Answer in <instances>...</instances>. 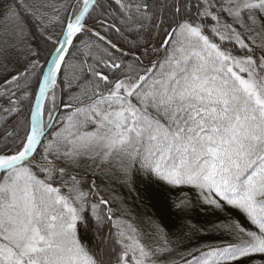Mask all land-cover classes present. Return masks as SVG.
Returning <instances> with one entry per match:
<instances>
[{"label": "snow or ice", "instance_id": "6c2138e0", "mask_svg": "<svg viewBox=\"0 0 264 264\" xmlns=\"http://www.w3.org/2000/svg\"><path fill=\"white\" fill-rule=\"evenodd\" d=\"M108 3L118 9L120 26L101 19L100 0H0L2 19L15 34H27L30 16L42 45L29 49L27 67L4 82L15 90L4 88L3 112L19 114V103L27 105L23 135L12 132V146L0 149V264H106L104 256L116 252L102 249L98 259L77 239L78 225L89 222L82 214L95 185L85 192L76 175L67 177L84 159L98 169L116 168L126 184L139 172L190 187L204 205L227 206L246 221L213 226L232 238L227 243L180 252L162 225L153 224L145 243L131 224L113 221L109 208L119 245L115 264H264V0ZM113 29L125 39L155 29L159 47L145 46L140 56L130 41L125 51L102 34ZM89 33L101 43L80 39ZM80 45L105 55L71 64ZM57 89L69 93L68 101ZM107 203L100 198L91 205L97 224ZM188 206L180 201L176 208Z\"/></svg>", "mask_w": 264, "mask_h": 264}, {"label": "trees", "instance_id": "16d2710c", "mask_svg": "<svg viewBox=\"0 0 264 264\" xmlns=\"http://www.w3.org/2000/svg\"><path fill=\"white\" fill-rule=\"evenodd\" d=\"M6 2L10 4L13 0H6ZM25 2L31 4L34 0H25ZM39 2L59 4L61 0H39ZM100 3L104 6L101 19L105 21L106 25L116 24L120 26L118 9L114 7L110 8L108 0H100ZM45 11L53 15L56 14L51 8L45 9ZM2 12L3 9L0 8V149H4L6 145L9 148L12 146L11 141L15 139L11 135L12 132L23 135L24 129L20 122L24 119L27 105L26 101L19 103V107L21 108L19 114L9 115L3 112L2 109L8 107L7 96L3 95L4 88L11 87L12 90H15V85H5V79L11 78L10 75L17 66L21 70H24L30 59H32V57L28 58V54L24 53L17 45L14 25L10 22H4ZM97 12L99 13L101 10L97 9ZM110 12H116V15H109L108 13ZM24 15V11L21 10V16L23 17ZM26 30L33 49L38 50L39 47H42L40 40L37 38V26L30 16L26 19ZM59 30V24L49 29L53 35L58 34ZM150 32L151 35L149 34ZM102 34L108 36L118 47L125 51H128L132 47L129 42L135 41L137 43L136 55L140 56H144L145 46L150 48L155 44L156 47H159L157 40L153 39L155 29L141 31L140 33H125L126 39L121 37L119 33H116L114 29L108 33L102 32ZM80 39L86 40L89 43L96 41V38L91 36L90 33L88 36H81ZM96 42L101 43L99 41ZM144 42H147V44ZM77 44H79V40ZM80 47L82 51L69 57L70 63L77 66L85 61L88 64H93L91 53L86 56L84 52L87 49L83 45H80ZM149 56L154 58V54L152 53H149ZM125 59L126 61L131 60L132 57L129 56ZM145 62H147V57H145ZM40 63L43 64L42 57L40 58ZM72 72L73 69L69 68L68 74L70 79ZM85 76L88 79L91 78L87 76L86 70ZM63 83L64 77L62 75L60 84L63 85ZM73 91H79V89L75 88V84H73ZM57 92L63 101H68V92L61 93L60 89H57ZM21 95L22 93L18 92L17 96L13 97V99L19 100ZM63 112L59 108V113L63 114ZM6 134L7 139H5ZM68 172L70 174L67 177L68 179H70L71 175H76L81 180L80 188L85 192H88L95 185L94 194L88 197L85 212L82 214L88 217L89 222L87 225L83 223L78 225L77 239L90 254L97 256L98 259L99 255L97 254L102 249L107 248L109 251L113 248L116 249V252L111 255L104 256L106 264L109 260H111V264H115L119 253V245L115 244L116 232L111 222L107 220L109 208L112 210L113 218L123 216L130 220L137 231L142 234L145 243L151 242L150 235L153 230V224L158 223L162 225L168 232L170 240L177 242L179 245L178 251L180 252H186L195 248H203V250L207 251L208 249L205 246H217L231 241L232 238L225 231L213 230L214 225H225L230 220H238L246 225L244 218L234 209L225 206L224 210H218L201 203L197 192L190 187H170L150 177L146 178L139 172L134 174L130 184H126L122 181L116 168L105 166L103 169H98L87 159L82 160L79 167H69ZM90 183L93 184L90 186ZM99 196L108 203L107 206H100L103 210L102 215L104 220L102 223L97 224L92 217L91 205L99 202L98 199H95L97 201L93 199L99 198ZM180 201H188L189 206L186 209H177L176 205ZM191 226H195V229H192Z\"/></svg>", "mask_w": 264, "mask_h": 264}, {"label": "rangeland", "instance_id": "374dc122", "mask_svg": "<svg viewBox=\"0 0 264 264\" xmlns=\"http://www.w3.org/2000/svg\"><path fill=\"white\" fill-rule=\"evenodd\" d=\"M25 31H26V33H27L26 28H25ZM15 39H16V43H17V45L19 46V48H21V49L24 51V53L28 54V50H29V49L35 50V49H33V47H32V43H31L30 40L28 39V33H27L22 39H21L19 36H17V35L15 34ZM102 47H105V46L102 45ZM84 53H85L86 56L89 55L88 50H85ZM93 55H96V56H104L105 54H104L103 52L99 51L98 49H96V48L94 47V48H93V51L91 52V58H92ZM28 58H29V55H28ZM32 58H33V57H32ZM105 58H107V57H105ZM92 61H93V59H92ZM93 62H94V61H93ZM22 71H23V70H21V69L17 66V68L14 69V72L10 75V77H11L12 75H15V74H17L18 72H22ZM89 162L91 163L92 161L89 160ZM92 184H93V183H90V186H91ZM92 195H93V194H92ZM100 198H102V197L99 196V198H93V199H94V201H97V200H95V199H98V201H99ZM104 206H106V205H104ZM114 220H121V221H124V222H125V227H126L128 224H131L133 227H135L131 221H129L128 219H126V218L123 217V216H117V218H113V221H114ZM110 222H111V224H112V221H110ZM114 231L116 232L117 229L114 228Z\"/></svg>", "mask_w": 264, "mask_h": 264}]
</instances>
